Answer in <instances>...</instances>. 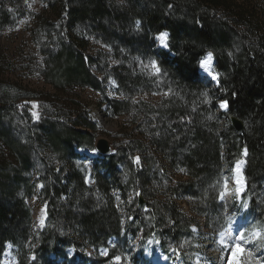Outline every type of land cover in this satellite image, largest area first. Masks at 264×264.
Wrapping results in <instances>:
<instances>
[{"label":"trees","instance_id":"obj_1","mask_svg":"<svg viewBox=\"0 0 264 264\" xmlns=\"http://www.w3.org/2000/svg\"><path fill=\"white\" fill-rule=\"evenodd\" d=\"M31 1L0 0L2 23L27 16L25 3ZM41 1L42 10L32 11L38 58L27 54L32 60L22 58L19 64L0 59V257L8 242L16 248L18 264H74L77 259L82 264H130L124 257L109 261L128 244L125 234L139 232L142 251L151 240L154 248L171 247L178 264H191L196 222L177 201L196 197L194 213L207 225L212 222L217 209L207 196L211 179L221 180L222 150L230 168L247 150L244 198L264 225V203L258 201L264 192L263 7L253 0ZM165 31L169 51L156 44ZM208 51L220 74L216 90H210L214 84L205 83L199 74V62ZM153 60L158 73L149 70ZM28 71L51 86L39 90L41 115L34 122L28 114L33 115L31 102L36 99L28 93L37 88L18 78ZM108 82L126 97L108 99L113 115L151 109L153 104L132 98L152 92L155 83L162 82L169 93L159 99L162 107L144 118L148 146L129 134L116 154L103 158L101 165L94 163L89 184L77 149H93L97 125L75 100L70 104L73 111L63 110L60 104L66 101L60 97L75 88L105 94ZM215 91L220 92L217 99L227 102L226 112L217 111L213 100L206 105L204 94ZM233 117L243 122V133L234 129ZM153 149L172 168L183 169L188 179L171 181L165 165L156 168L153 158L145 159L144 166L140 154L147 157ZM35 182L41 185L39 198L47 220L27 244L32 210L26 199ZM130 188L138 197L132 202L127 200ZM114 189L124 201L126 224L121 222ZM141 197L149 200L146 213L139 210ZM138 221L142 224L136 226ZM187 239L192 246L186 253L182 244Z\"/></svg>","mask_w":264,"mask_h":264},{"label":"rangeland","instance_id":"obj_2","mask_svg":"<svg viewBox=\"0 0 264 264\" xmlns=\"http://www.w3.org/2000/svg\"><path fill=\"white\" fill-rule=\"evenodd\" d=\"M254 4H258L256 6L263 7L264 9V0H253ZM47 5V4H46ZM252 5V4H251ZM25 6L28 10V14L25 17H10V21L7 20L4 23L0 20V59L1 61H10V62H16L17 64L20 63V60L29 59L32 60L29 57H25L27 54H33L37 57L36 51L38 52V48L34 44L33 37H32V28H33V15L32 11H38L42 10L43 8V2L41 0H32L29 3H25ZM12 18V19H11ZM9 21V22H8ZM8 22V23H7ZM157 48L163 49L168 47H163L159 40L157 39ZM211 52V51H208ZM206 52V55L207 53ZM23 53V54H22ZM39 53V52H38ZM206 55L201 58L204 59ZM23 58V59H22ZM8 62V63H10ZM1 65L3 63L1 62ZM149 70L153 69L151 63L148 65ZM212 71L214 73H217L215 69V61L214 56L213 60L210 65ZM199 70L203 71L204 69L200 67L199 63ZM8 74V73H7ZM218 74V73H217ZM33 73L31 72H22L18 74V78L23 80L24 83H30L34 88H37L35 91L31 90L28 94L35 95V99L32 103V113H36V115L28 114V112H20L19 114L22 116H26L28 114V118L30 121H38L41 115V108H40V101L37 100L38 96L41 97V94L39 93V90L42 88L50 89L51 86L45 85L43 81L40 79L33 77ZM202 79L206 82H209L208 79L205 77H202ZM219 87V86H218ZM216 85H211L209 88L210 90H216L218 88ZM163 86L162 82L155 83L152 87V92L144 94H137L132 100L134 102L139 101H145L149 102L150 104H153L154 106L151 107V109L143 108V110H140L135 113V111L130 110L129 113L123 114V115H113L110 113V109H107L111 105L112 100H123L126 97L119 93L118 87L113 82H108L105 87V94L101 92H97L95 90H92L90 88H75V89H66L62 92V96L60 97L61 100H65L66 103H62L61 106L63 107V110H71L73 111L74 107L71 104L72 100H75L81 110H89L90 115L94 122H96L97 125V131L95 134L97 137H107L113 144V146L116 149V152H118V147L124 146L125 142L129 140L130 137H128L129 134H131V137L135 136L139 139L146 140L145 144L148 146V140L146 136L144 135V132L146 131V126L144 123V118L147 115V113H154L156 112L157 108H161L162 105L159 104V99H161L164 96H167V92ZM35 92V93H34ZM220 92L217 93V91L212 93H205L204 99L207 106H209L212 103V100L216 102V109L217 111L221 112L224 108L220 107L221 102L219 99H217V95H219ZM44 97V95H43ZM46 97V96H45ZM48 106L51 108L53 105H50V103H47ZM163 104V103H162ZM54 109V108H53ZM223 128V125H222ZM147 148V147H146ZM148 149V148H147ZM95 150V149H94ZM78 151L80 152L81 159L79 160L80 163L83 164L82 169L86 174V179L89 184L93 182L92 180V169H93V163L94 158L92 155V152H94L92 149H89L87 146H82L78 148ZM149 151V150H148ZM144 152V151H143ZM246 152L243 151L242 153V159L244 158ZM221 162L224 165L223 170V178L219 182L217 178L211 179L210 186H209V195L207 197L212 198V208L216 207L217 210L213 213V219L212 222L207 225L205 222V218L202 216H198L194 213L193 207L197 209V206L195 204L197 198H188L186 200L179 199L177 203L181 208L183 209V212H185L190 217L195 218V222L197 226L195 227V232L198 237L196 246L198 249L195 252V257L192 259V264H230V258L234 261H243V264H255V261L259 260L261 264H264V242H250L251 233L256 229H262L258 225H254V221L252 223L251 219H246V225L247 229H245V239H240V233L243 231H240L238 234L237 231H234L231 229V235L230 237L218 238V233L225 232L226 230L230 229V221L235 219V216L238 215V213L242 210V204L240 205L239 202H242V197H239L238 194H236L233 191L228 192L227 187L230 189L233 184L234 179V168L229 167L228 160L225 157V150H222L221 152ZM140 158H142L144 166L147 165V158L151 160L153 158V161H155V167L165 165V169H168L167 176L170 178L171 181H176L179 179L187 180L188 177L185 176L184 171H181V168H172V166L168 165V162L165 161L164 155L158 150L153 149L152 151L147 153V157L140 154ZM38 158L36 157L35 160ZM34 160V161H35ZM127 159L125 160L126 163ZM244 162V160H241ZM124 167V165L122 166ZM222 167V166H221ZM154 169V167H153ZM222 169V168H221ZM244 169V168H243ZM242 176L244 179V171L242 170ZM33 178L37 179V176L35 173L32 172ZM227 182V183H225ZM236 187V186H234ZM41 188V185L39 182H35V188L33 191V194L27 197L26 201L31 207L32 210V223H31V230H30V236L27 241V244L31 241L32 238H34L35 232H39L42 230L45 226L47 215L46 211L43 208V205L39 198V189ZM224 192L225 195L223 198L220 197V193ZM258 192V191H255ZM113 193L116 196V207L119 210L120 216H121V222L122 224H126L129 221V218H127V214L125 212L124 201L122 197L119 195L120 191L114 189ZM142 200L146 203L149 202L148 199L141 197ZM138 199L137 195L135 194L133 188H130L127 200L132 202V200ZM160 200H162L161 197H159ZM170 201V196L168 198H165ZM258 201L263 204L264 203V192L261 194ZM128 202V204H129ZM147 208V207H146ZM264 208V206H263ZM141 212L146 213V209H139ZM146 217V214H145ZM253 219V218H252ZM41 220H43V223H41ZM146 222L148 221V218H145ZM217 221V222H216ZM145 222V223H146ZM139 224H142L140 221L136 222V226H139ZM253 225V226H252ZM222 226L221 229L219 227ZM229 226V227H228ZM211 228L216 229V231H212ZM264 232L263 230H261ZM162 233H165L162 231ZM128 240V244L124 248H119L117 250H120V255L118 257H124L126 258L127 262L130 264H150L152 262H164L167 263L169 259H172V264H177L176 259H174V251L171 247H168L167 251H163L158 249L155 253L151 249H146L144 252L141 251V246L139 244V236H141V233L138 232V236H132L125 234ZM163 241H167L166 238H163ZM111 242H118V239L111 240ZM239 243L243 248H246L248 251H250L253 255L251 257L248 256V251L244 253H240L237 251L236 255H232V246ZM192 246V241L187 239L182 244V250L183 252H188L189 249ZM69 256L72 257L73 251L69 250ZM103 253H107L106 250H102ZM16 248L10 244L6 243V249L2 256L0 257V264H18L17 260V254H16ZM91 254V252H89ZM97 254H95L92 258H97ZM117 257L111 259L109 262L118 261L116 259ZM120 260V259H119ZM181 260V259H180ZM74 264H82L81 261L78 259L75 261ZM90 264V263H87Z\"/></svg>","mask_w":264,"mask_h":264},{"label":"snow or ice","instance_id":"obj_3","mask_svg":"<svg viewBox=\"0 0 264 264\" xmlns=\"http://www.w3.org/2000/svg\"><path fill=\"white\" fill-rule=\"evenodd\" d=\"M137 26H139V22H137ZM168 36H169V33L167 32H160L158 34V36L156 37V39L159 40L160 44L163 46V47H167V40H168ZM213 60V53L212 52H208L206 57L202 60H200V67H202L203 69H205L206 72H209V74L211 75L212 79L213 80H216L218 78V74L217 73H214V72H211V62ZM113 63H118L117 61H113ZM151 65L153 67V69L155 70V72H160V68L158 67V62L153 60L151 62ZM220 107L221 108H226L227 107V102L226 101H223L221 102L220 104ZM33 115L35 116L36 113H33ZM246 152V150H245ZM135 161L137 163H139V157H136L134 158ZM243 163V161H237L236 163V166H235V170L237 173L240 172V165ZM181 171H184L183 169H181ZM237 184L239 185H242L243 184V181L238 179L237 181ZM227 183V182H225ZM242 190V187L241 188H237V192L239 193L240 191ZM225 195L224 192H221L220 193V197L223 198ZM41 223H43V220H41ZM231 235V229H228L226 230L224 233H221V237H222V242H223V238L225 237H230ZM240 239L241 240H244L245 239V233L244 232H241L240 233ZM264 242V232H262L261 230L259 229H256L254 230L252 233H251V238H250V242ZM262 246H264V244H262ZM237 251H239L240 253H244L246 251H248L246 248H243L239 243L235 244L232 246V255L235 256ZM253 254L248 251V256L251 257ZM117 260L120 259V257H117L116 258ZM230 264H243V261H234L230 258ZM255 264H261V262L259 260L255 261Z\"/></svg>","mask_w":264,"mask_h":264},{"label":"water","instance_id":"obj_4","mask_svg":"<svg viewBox=\"0 0 264 264\" xmlns=\"http://www.w3.org/2000/svg\"><path fill=\"white\" fill-rule=\"evenodd\" d=\"M233 127L235 128L237 133H243L245 126L241 120L238 118L232 119ZM95 147L103 155H114L116 152L115 147L113 146L112 142L104 136L98 137ZM146 206V203L141 199L140 201V208L144 209Z\"/></svg>","mask_w":264,"mask_h":264},{"label":"bare ground","instance_id":"obj_5","mask_svg":"<svg viewBox=\"0 0 264 264\" xmlns=\"http://www.w3.org/2000/svg\"><path fill=\"white\" fill-rule=\"evenodd\" d=\"M212 85V84H211ZM62 96V95H61ZM239 119V118H238ZM112 156V155H111ZM242 170H243V164L240 165V172L237 173L235 168H234V179H233V184L234 186H236L237 188H241L242 185H239L237 184V180L240 179V180H243V174H242ZM227 191L230 192V191H233V189H230L229 187H227ZM243 190H241L239 193H241ZM237 192V191H236ZM194 196V195H193ZM200 203V202H199ZM242 225L244 224H241L239 223L238 221L237 222H231L230 224V229H233L234 231H237V233L239 234V232L241 231V228H242ZM221 233H224V232H220L218 233V238H222L221 237Z\"/></svg>","mask_w":264,"mask_h":264}]
</instances>
